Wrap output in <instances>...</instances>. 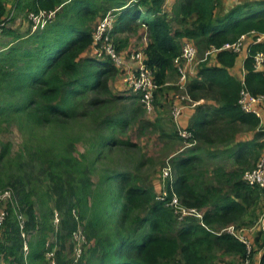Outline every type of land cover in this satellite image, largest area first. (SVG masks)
I'll list each match as a JSON object with an SVG mask.
<instances>
[{"label":"trees","instance_id":"obj_1","mask_svg":"<svg viewBox=\"0 0 264 264\" xmlns=\"http://www.w3.org/2000/svg\"><path fill=\"white\" fill-rule=\"evenodd\" d=\"M165 3L0 0V36L12 40L0 46V133L15 125L22 136L16 152L12 143L0 140V191L12 193L0 224V264H220L218 252L238 257L241 264L252 257L255 264H264L263 233L250 243V251L228 233H212L228 226L240 231L232 223L253 198L264 209V191L246 186L244 171H215L241 180L235 196L239 203L205 196L209 188L196 183L192 174L195 158H179L182 154L171 162L175 178L166 183L164 200H157L161 191L142 184L145 164L128 138L129 128L146 113L141 96L129 90L127 95L112 93L109 84L119 71L108 58H98L94 46L96 27L108 12L116 15L110 38L117 52L125 47L113 36L116 31L142 29L147 40L144 61L158 86L155 99L177 73L173 60L184 41L203 53L250 31L264 34V0L238 5L222 16H216L218 0H177L170 11ZM56 9L54 19L38 32L28 29L20 35L9 29L20 12ZM248 51L243 81L253 95L264 96V72L253 68V55L264 51V42L249 45ZM213 55L217 65L201 63L187 84L192 99L199 98L193 92L213 91L232 122L264 132L259 119L242 113L237 104L241 83L227 69L238 55ZM196 110L192 126L185 128L191 135L188 141H207L201 133L214 126L215 115L203 117ZM230 124L220 133L231 129ZM173 137L182 140L176 129ZM80 143L83 152L77 148ZM255 155L257 163L264 148ZM249 158L246 154L238 159L245 165ZM174 194L182 207L200 212L202 220L179 221L167 205ZM210 206L214 210L203 213ZM257 247H263L259 255Z\"/></svg>","mask_w":264,"mask_h":264},{"label":"built area","instance_id":"obj_2","mask_svg":"<svg viewBox=\"0 0 264 264\" xmlns=\"http://www.w3.org/2000/svg\"><path fill=\"white\" fill-rule=\"evenodd\" d=\"M57 11H43L40 10L36 13L30 12L28 14L29 20V30L30 33L38 32L45 28V26L54 19L55 12ZM12 15V13H11ZM10 15V17H11ZM8 17V18H10ZM116 19V15L112 12H108L102 20L99 22L94 33V43H95V52L96 56L100 59L108 58L113 65L118 69L119 72L124 70V84L126 88L133 92L138 93L141 96V103L146 111V114L150 115L154 111V96L155 92L158 89L157 84L153 80L152 71L145 64L144 57V48L146 46L147 40L145 35L144 42L145 45L139 47L133 52H117L114 45L112 44V39L110 38V33L113 29V25ZM9 20V19H7ZM4 25V24H3ZM1 25V26H3ZM264 42V34H259L255 31H250L247 34L240 35L236 41L223 45L220 49L211 47L203 53L200 63L196 62L198 56V49L191 41H184L181 47V52L179 57L173 60V65L177 71L178 81L176 86L185 90L186 85L193 79L196 78L198 68L201 63H204L208 60L210 56L218 51H229L234 54H239L246 49L248 53L249 45L259 44ZM128 55V58H126ZM130 60L134 63L132 68H125L121 70V66L124 61ZM197 66V67H196ZM253 68L255 71L264 72V51H258L253 55ZM241 88L238 94L237 104L244 114L254 115L259 119V128L264 131V96L263 95H253L245 86L244 81L241 82ZM176 102H179L178 105L173 104V112L171 113L173 122L177 124L178 118L181 115L183 109L185 108L182 103L184 98L181 100L180 96L177 95ZM194 105V103L192 104ZM178 127V125H177ZM179 137L185 141L188 147H193L194 141H188L191 138V135L180 127L177 129ZM161 179L165 182L167 187V182L172 183V168L169 161L166 162L165 167H163L161 172ZM242 181L248 187H257L264 191V155H262L257 163L250 169L245 170L242 174ZM2 192V191H0ZM5 195L8 196L9 202L12 200L11 191H3ZM168 196L167 188L162 190L161 194L157 197V200H164ZM6 200V201H7ZM4 202L3 198L0 197V203ZM170 206L176 215H178V220L181 221L185 217H194L199 221L202 220V214L195 209H186L180 205V202L176 195H172V198L167 204ZM5 216L4 211H0V224L2 223ZM202 226H204L201 223ZM215 235H221L222 233H228L235 238H237L242 243L246 244L248 251L251 250V244L246 237V235L240 230L236 231L233 226H228L217 232H212ZM76 239H80L79 236H76ZM80 245L77 246V253L80 252ZM26 249V248H25ZM243 264H250V261H246ZM255 264V263H253Z\"/></svg>","mask_w":264,"mask_h":264},{"label":"crops","instance_id":"obj_3","mask_svg":"<svg viewBox=\"0 0 264 264\" xmlns=\"http://www.w3.org/2000/svg\"><path fill=\"white\" fill-rule=\"evenodd\" d=\"M246 2L247 0H218L219 6L216 9V16H222L230 9ZM176 3L177 0H166L164 9L170 11V9H172ZM10 4L11 3H8L7 5L9 8ZM23 13L25 12H20L17 15ZM17 15L12 22L15 21ZM174 26L179 27V25L176 23H174ZM140 31V35L143 36V31L139 28L138 32ZM126 32L127 31L117 33L116 31L114 34H118V36L113 34L115 38L119 39L124 44V51H127L131 44L128 45L129 40L127 38L121 39L119 36L125 34ZM143 45H145V42ZM247 55L248 53L246 52L245 59L247 58ZM244 60L240 66V69L235 68L237 65L236 62L231 68L227 69L228 75L236 82H241L244 80V76L246 75V71L244 69ZM207 65H217L214 55L209 57ZM167 85L168 83H166L165 86ZM165 88L166 89L163 91V93H157L155 102L158 101L159 95L165 99L166 102L170 101L172 94L167 91L170 88ZM194 94L199 96L197 100H193L194 105L185 107L183 109V112L185 111L186 113H189V116L186 120V129L192 126L197 116V108L201 109L203 112V117H206V115L207 117H213L215 115L216 122L211 129H205L201 133L203 137L205 136L208 139L207 141H197L198 146L196 148L194 147L193 149H189L187 153L182 152V156L179 158H187V156L195 158L192 174L198 179L196 183H199L203 188H209L210 192L205 196H207L209 199H212L213 196H226L230 199H233L236 203H239L240 199L235 198V196H237V185L242 184L241 180L220 176L218 173H215V171H217V169H222L225 173H229L237 170L245 171L252 168L256 163L255 154L260 149V147L264 148V132H260L257 128H251L244 123H240L239 121L232 122L231 119H229V117L226 115L225 110H223L219 94H216L213 91H202L197 93L193 92V95ZM173 104L178 105L179 102L174 101ZM229 123H231V129L220 133V128L228 125ZM178 124L179 123L177 122L176 125ZM178 127L180 126L178 125ZM172 128L174 131L176 126ZM223 136H227V138L223 139L224 142L219 141ZM246 154L247 157L250 156V158L245 165H241V160L238 158H241ZM213 188H218L216 193L212 191ZM262 202H264V198L262 199ZM260 206L261 204H258L255 198H253L249 202L247 209L244 210L242 215L239 217V220L235 223H232V225H239L241 227L240 230L246 235L252 245L254 244V238L257 236V234L264 233V209H260ZM213 210L214 208L210 206L208 208H204L202 211L205 213ZM257 214H259V219L255 220ZM259 254L260 253H256V255Z\"/></svg>","mask_w":264,"mask_h":264},{"label":"rangeland","instance_id":"obj_4","mask_svg":"<svg viewBox=\"0 0 264 264\" xmlns=\"http://www.w3.org/2000/svg\"><path fill=\"white\" fill-rule=\"evenodd\" d=\"M254 1L260 0H247V2ZM217 4L219 6V3ZM13 14L14 13L12 12V17ZM28 14L29 13L25 12L23 14L17 15V18L14 22H9V29L14 31L15 33L24 35L30 27ZM14 17H16V15H14ZM138 30L139 28H137V30L134 28L133 30L127 31L125 34L119 36V38L121 39L127 38L129 40L128 45L131 44L128 50L124 51V53L127 54L128 52H133L143 45L145 40L144 37L140 35L141 31L138 32ZM114 35L118 36V34ZM9 41H12L11 36H0V46L6 45L7 43H9ZM200 54L201 52L198 50V56L196 59L197 63H200V59H202L203 57V54ZM245 57L246 51L244 48L243 51L237 56V65L235 67L236 69H240V66ZM126 58H128V55H126ZM133 66L134 63L126 59L120 69L123 70L127 67L132 68ZM123 74L124 70L113 76V80L109 84L113 94L127 95L128 93H130L124 84ZM175 74L169 76L168 85L166 86L167 89L170 88L167 91L172 94V98L170 99V101L166 102L165 99H163L159 95L157 102H155L156 99H154V111L150 115L145 113L144 117L143 115L139 117L137 121L129 128L128 132L129 140L132 143H135L137 146L136 152H138V157L142 159L145 164V166H142L140 170L142 184L147 187H151L152 189L154 188L153 190H155L156 193L162 190H166L165 182L161 179V172L163 167H165L166 162L169 161L171 165L172 180H174V170L171 163L173 161V158L177 157L182 152L187 153V151L191 149V147H188V145H186L184 140L179 141L178 139H175L173 137L172 127L176 126V130L178 129V127L176 123L173 122L171 113L173 112V102L178 99L177 95L180 96L181 100L184 98V100L182 101V106L188 107L192 106L193 104V99L188 91L187 85L185 87V90H181L176 86V83L178 81V75L177 73ZM188 116L189 113L182 111L181 115L178 118V125L181 128H186V120ZM0 140L12 143L14 147V152L18 151L22 144V136L15 125L5 126L2 129V132L0 133ZM197 146L198 142L196 141L193 147ZM77 148L79 151L83 152V147L81 143L78 144ZM0 197H2L4 201L0 204V211H4V208H6L7 206V202H9V200H7L8 196L0 192ZM259 235L261 234L259 233L257 236ZM260 238L262 240L264 239V233L260 236ZM262 251L263 247L256 248V253H260ZM74 257H76L75 254ZM217 259L220 264H241V259L236 256H233L232 254H227L223 252H218ZM253 263L255 262H253L252 257L250 264Z\"/></svg>","mask_w":264,"mask_h":264}]
</instances>
